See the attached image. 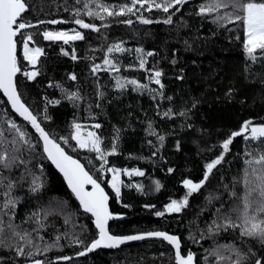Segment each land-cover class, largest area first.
Instances as JSON below:
<instances>
[{
	"label": "trees",
	"instance_id": "obj_1",
	"mask_svg": "<svg viewBox=\"0 0 264 264\" xmlns=\"http://www.w3.org/2000/svg\"><path fill=\"white\" fill-rule=\"evenodd\" d=\"M84 2L86 0H80L79 3L77 0H28L32 11L27 18L32 22L58 18L67 20L66 16H74L75 9L79 8L80 18L96 24L100 31L72 26L81 31L85 39L68 44L63 41H46L42 36L44 30H67L68 23L40 26L26 31L35 33V43L30 44V47L44 49V55L37 65L41 74L33 81L19 74L17 79L22 98L34 113H39L42 119L47 109L51 119L42 120L43 126L56 134L65 151L79 159L94 178L99 177L101 186L109 195L110 211L125 217L119 222L110 223L111 233L131 235L146 231H166L180 237L182 252L193 251L200 264H204L205 256H208V264H216L215 257L210 256L209 252L217 245L230 243L242 246L245 251L251 247L260 256L264 247L255 240L241 238L238 229H221L215 235L208 231L209 225L217 219V209L227 213L240 203L239 199L230 197V192L234 180L242 176L245 167L243 161L247 158L244 156L246 147L255 142H246L242 137H236L225 161L214 170L200 192L190 197L188 207L179 214L166 213L163 217L155 215L156 211H163L171 199L183 198L186 192L183 179L198 182L203 178L205 163L220 152L219 145L229 133L239 130L246 120L264 122V59L251 61L248 58L243 48L242 26L228 23L221 26L212 23L211 17L196 15L198 5L206 0H189L187 5L178 6L181 11L173 16L170 25L155 22L163 21L169 15L161 10H142L146 18L154 21L151 24H142L136 16L131 15L105 16L101 21L85 14L82 7ZM87 2L90 8L98 11L97 3L118 6L127 0ZM126 19H132L133 24L122 23ZM103 22L109 25L103 27ZM119 42H123L126 51L108 55L114 58V62L118 61L120 72L101 70L93 76V64L103 65L107 47ZM138 47L145 52L155 53L147 57V67L163 71V97L157 95L153 99L151 92L133 91L130 85L125 90L115 87L116 76L149 83L147 72L129 70V65L138 67L134 51ZM61 49L70 53L75 49L78 59L72 60L70 55H63ZM18 56L22 68L31 70V66L23 60L22 46ZM71 73L76 74V81L68 78ZM97 80L101 85L99 90L104 93L103 97L97 96ZM50 83L62 84L70 91L78 89L82 99L74 106L59 88L50 87ZM149 87L158 89L154 83L149 84ZM57 99L61 103H47V100ZM169 109L172 110L171 114L164 116V112ZM180 112L186 114L180 116ZM9 117L26 127L34 140L37 139L31 129L10 111L0 94V121ZM74 122L82 125V131H96L101 136L103 151H111L113 143L117 145L116 153L107 157L108 164L103 172L99 170L102 162L96 159V153L78 149L71 139L69 146L59 141L60 136H71ZM96 123L101 128L91 127ZM159 136L165 139L160 141ZM73 148L76 150L73 151ZM37 152L42 153L41 147L37 148ZM41 164L42 175L38 167ZM29 167L40 177L43 187L36 193L31 192L29 177L15 189L14 195L20 198V203L14 223L21 224L22 229L31 230L35 224L22 223L29 214L37 210H51L52 214L44 220L45 228L40 235L49 244L57 236L62 238L59 246L48 251H43L44 242L38 241L41 251L32 257H18L14 247H0V264H32L34 259L43 260L46 264H174L171 249L161 242H145L116 251L99 250L85 257H77L96 235L90 217L80 210L46 158L40 159L38 156ZM107 167L122 170L121 180L124 185L119 201L109 186L112 174L106 171ZM169 167L174 169L172 173L167 171ZM123 169H139L145 175L128 176L123 174ZM22 171L14 170V175L18 177ZM157 180L161 184L159 191L155 190ZM136 184L143 185V192L135 188ZM235 191L238 195L242 194V184L235 183ZM209 194L219 198L209 203L206 199ZM2 199L0 196V202ZM125 204L129 207H124ZM235 215L232 214L233 219ZM66 217L69 223H65ZM218 222L222 223V220ZM65 233L69 236L65 237ZM72 234L79 235L84 244L70 242ZM35 235L33 233V237ZM31 250L35 252V249ZM62 256L71 259H59Z\"/></svg>",
	"mask_w": 264,
	"mask_h": 264
},
{
	"label": "snow or ice",
	"instance_id": "obj_2",
	"mask_svg": "<svg viewBox=\"0 0 264 264\" xmlns=\"http://www.w3.org/2000/svg\"><path fill=\"white\" fill-rule=\"evenodd\" d=\"M80 0H77L79 3ZM95 3V0H92ZM189 3V0H127L118 6H113L105 3H97L98 11H94L89 7V3L84 2L82 7L88 17L98 18L101 21L105 16H136L142 24H151L154 21L146 18L143 11L152 12L153 10H161L167 13V17L162 22L164 24H172L173 16L181 11V7ZM139 6V7H138ZM67 11V9H65ZM143 10V11H142ZM174 10V11H173ZM32 11L28 0H0V92L7 98V103L11 105V109L22 118L24 122L30 125L37 134V139H33L32 133L21 124H18L15 119L7 118L0 121V196L3 197L0 202V247L13 248L18 257H32L41 251L38 241L44 242L43 251L51 250L53 247L59 246V241L62 238L57 236L51 244L44 241V237L40 235L42 229L45 228L44 220L48 215L52 214L51 210H37L29 214L22 223H33L35 227L31 230L22 229L21 224L14 223L16 217V209L20 203V198L14 195L15 189L31 177L29 190L33 193L40 191L43 187L40 177L37 176L29 165L38 156L40 159H47L63 174L64 179L71 192L78 200L83 212L91 214L95 229L97 230L95 237L85 246V250L78 253L83 256L86 252H91L95 249L118 248L129 241L144 240L146 238H161L166 241L174 249V264H200L197 254L191 250L186 253L182 252L181 238L169 234L166 231H146L140 234L133 235H114L110 231L109 222L117 216L109 209V195L99 182V177L94 178L89 170H86L84 164L79 159L73 158L65 151V147L58 142L56 134L47 130L42 123V120H50L45 108L42 119L39 113H34L29 105L22 98L19 91L18 74L24 76L28 81H33L41 74L37 67L40 57L44 55V49L41 47H30L34 44L35 33L26 32V29L37 28L38 25L47 23L50 25H58L68 23L63 19H52L48 21L38 20L33 23L27 18V15ZM80 9L74 11V19L71 21L80 29H90L99 32L100 28L94 23L85 22L80 18ZM137 13H140L137 15ZM196 15L201 17H211V22L223 26L228 24H239L243 28V48L248 58L251 61L264 59V0H206L198 5ZM122 23L132 25V19L123 20ZM107 27V25H103ZM43 39L46 41H63L68 44L72 41H81L85 39V35L76 29L51 31L44 30L42 32ZM123 42L111 44L106 49V55L103 59V65L93 64L91 73L96 76L98 72L111 71L120 72V66L114 62V58H109L108 54L123 53L126 49L122 46ZM22 46L23 60L31 66V70L22 68L18 52ZM63 55L71 56L72 60H77L75 49L70 52L61 49ZM138 67L129 65V70L145 71L148 76L149 83H141L136 78H128L116 76L115 87L119 90H125L129 85L133 91H149L153 94L152 98L156 99L157 95L163 97L164 84L162 83L163 71L158 68H149L147 57L155 55L154 52H145L143 48H136ZM175 63V61H173ZM71 81H76L75 73L69 74ZM182 79V77H179ZM154 83L158 86L150 88L149 84ZM50 87H57L65 98L76 106V102L81 100L80 91H70L62 84H49ZM101 85L97 80V96L103 97L104 93L100 91ZM171 100V97H167ZM49 104H59L61 101L47 100ZM99 107V104L96 105ZM195 105H193L194 107ZM172 110L164 112V116H169ZM185 112H180V116H184ZM7 116V113H5ZM2 125H7L3 127ZM94 129L101 128L99 123L91 126ZM151 128V125H149ZM70 137L60 136L59 141H62L65 146H69V139L76 142V147L81 150L96 153V159L102 163L99 170L103 172L108 164L107 157L116 153L117 145L112 144L111 151H103L101 148V136L94 130H89L86 133L82 131L80 123H73ZM150 134H155L151 133ZM236 137H242L246 142H255L246 147L243 163L245 167L242 170V176L235 179L230 192V197L239 199L240 203L232 207L229 212L221 213L217 209V219L208 227L210 234L215 235L221 229L227 231L229 228L239 230L241 238L255 240L264 247V122L253 123L251 120L243 122L242 126L237 131H232L219 145L220 152L210 158L204 165L203 178L198 182L193 179H183L182 184L186 189L185 195L181 199H171L164 206L163 211H156L157 217H163L165 214H179L189 205L190 197L193 194L199 193L200 190L208 183L209 177L214 170L218 168L224 161L225 156L230 152L231 145ZM118 139V136L116 137ZM165 138L159 136V140ZM42 147V153L37 152V148ZM179 150V143H177ZM76 148H73L75 151ZM211 150V149H209ZM155 155V153H153ZM89 163H92L89 160ZM43 174V165L38 166ZM23 169L17 177L14 175V170ZM107 172L112 174L109 186L115 193V197L119 201L122 196L121 180L122 170L117 167H107ZM169 173L174 171L173 168L167 169ZM7 173V175L5 174ZM123 174L128 176H144L145 173L139 169H123ZM235 183L242 184V194L238 195L235 191ZM91 186L88 190L87 186ZM135 188L143 192V185L136 184ZM161 188L160 182L155 181V190ZM227 189L228 186L225 185ZM212 194H209L206 199L209 203L212 199H218ZM124 207H129L125 204ZM145 207H155V205H145ZM223 207V205H221ZM235 215L233 219L232 214ZM218 222V221H221ZM65 223H69V219L65 218ZM33 233H36L33 237ZM69 234L65 233V237ZM12 241H16L15 244ZM70 242L75 244H84V241L79 235L72 234ZM28 249V250H26ZM31 249H35V252ZM208 251V250H205ZM225 252L227 255H225ZM210 256L215 257L216 264H264V252L257 256L251 247L245 251L242 246H237L234 243L226 245H217L216 248L209 252ZM59 259L70 260L69 256H62ZM32 264H46L40 259L32 260ZM204 264H208V256L204 257Z\"/></svg>",
	"mask_w": 264,
	"mask_h": 264
},
{
	"label": "water",
	"instance_id": "obj_3",
	"mask_svg": "<svg viewBox=\"0 0 264 264\" xmlns=\"http://www.w3.org/2000/svg\"><path fill=\"white\" fill-rule=\"evenodd\" d=\"M35 23H36V22H35ZM44 24H45V25H49V26H55V25H50V24H47V23H44ZM44 24H41V25H44ZM41 25H38V27L41 26ZM31 29H34V28L26 29L25 31H28V30H31ZM0 94L2 95V97L4 98V100H5L6 103H7V98L3 96V93H2V92H0ZM7 105H8V107L10 108V111H11V112H12V113H13V114H14L19 120H21L23 123H25V124L31 129L30 125H28L27 122H24L22 118L18 117V114H16V113L11 109V105L8 104V103H7ZM31 131H32L33 134L37 137V134L35 133L34 129H31ZM41 149H42V147H41ZM73 158H75V157H73ZM75 159H77V158H75ZM46 160H47V159H46ZM47 161H48V160H47ZM80 162H81V161H80ZM48 163H49V164L51 165V167L55 170V172L61 177V179H62V181H63V183H64L66 189H67L68 192L72 195V197L74 198V200L77 202L78 206L80 207L78 200L75 198V195L71 192L70 188L68 187V185H67V181L64 179L63 174H62V173H61V172L55 167V165H53L50 161H48ZM87 187H88V190H91V186H90V185L87 186ZM80 210L83 212V209H82L81 207H80ZM83 213H85V212H83ZM85 214H86L87 216L90 217V219H91V223H92V225H93V228L95 229V226H94V223H93V218L91 217V214H89V213H85ZM115 215L117 216V218L111 220V221L109 222V225H110L111 222H119V221L125 219V217H124L123 215H120V214H115ZM95 231L97 232L96 229H95ZM135 234H140V233H135ZM131 235H133V234H131ZM145 242H161V243H164L165 245H167V246L171 249V251H172V253H173V259H174V249L172 248L171 245H169L166 241H163L161 238H146V239H144V240L129 241V242H126L125 244L119 246L118 248H104V247H101V248L95 249V250H93V251H91V252H86V254L83 255V256H79V255H77V257H85V256L91 255V254H93V253H95L96 251H99V250H104V251H116V250H119V249H121V248H123V247L132 246V245H136V244H140V243H145ZM84 250H85V249H84ZM84 250H82V251H84Z\"/></svg>",
	"mask_w": 264,
	"mask_h": 264
},
{
	"label": "flooded vegetation",
	"instance_id": "obj_4",
	"mask_svg": "<svg viewBox=\"0 0 264 264\" xmlns=\"http://www.w3.org/2000/svg\"><path fill=\"white\" fill-rule=\"evenodd\" d=\"M59 19V18H58ZM66 19L69 21L68 22V25L69 26H75V27H79V26H77V25H75L73 22H71L73 19H74V16H66ZM71 20V21H70ZM44 21H48V20H44ZM33 23H35V22H33ZM59 25H61V24H59ZM41 26H47V25H41ZM56 26V25H55ZM40 27V26H39ZM38 28V27H37ZM29 31V30H28Z\"/></svg>",
	"mask_w": 264,
	"mask_h": 264
},
{
	"label": "rangeland",
	"instance_id": "obj_5",
	"mask_svg": "<svg viewBox=\"0 0 264 264\" xmlns=\"http://www.w3.org/2000/svg\"><path fill=\"white\" fill-rule=\"evenodd\" d=\"M70 16H72V14H71ZM70 21H71V20H70ZM102 24H103V25H107V26L109 25L108 22H103ZM103 27H104V26H103ZM71 29H73L72 26H69L67 30L70 31ZM62 30H64V29H62ZM62 30H58V29H57L56 31H62ZM83 132L86 133L87 131H83ZM75 143H76V142H75Z\"/></svg>",
	"mask_w": 264,
	"mask_h": 264
}]
</instances>
